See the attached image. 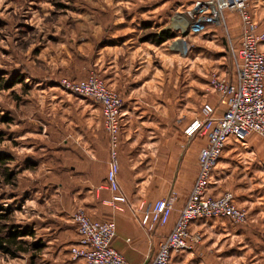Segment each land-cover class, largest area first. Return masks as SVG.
I'll list each match as a JSON object with an SVG mask.
<instances>
[{
    "label": "rangeland",
    "instance_id": "obj_1",
    "mask_svg": "<svg viewBox=\"0 0 264 264\" xmlns=\"http://www.w3.org/2000/svg\"><path fill=\"white\" fill-rule=\"evenodd\" d=\"M195 1L0 0V153L10 157L3 172L13 174L10 182L0 176V212L7 215L0 237L32 231L18 238L22 248H0V264H81L71 250L75 216L87 210L78 202L82 193L72 199V137L91 135L103 123L109 157L110 138L103 103L71 92L64 81L96 75L118 94L129 118L123 135L136 140L128 146L129 166L138 158L150 171L151 160L164 158L168 138L192 145L196 157L193 149L206 139L184 131L205 101L222 110L212 80L235 75L243 24L228 8L222 25L191 33L183 25ZM250 12L264 31V0H254ZM165 29L174 37L160 45L144 40ZM219 160L218 195L233 192L248 220H199L198 243L171 264H264V138L231 139ZM196 176L181 182L193 187ZM172 192L177 200L183 195Z\"/></svg>",
    "mask_w": 264,
    "mask_h": 264
},
{
    "label": "built area",
    "instance_id": "obj_2",
    "mask_svg": "<svg viewBox=\"0 0 264 264\" xmlns=\"http://www.w3.org/2000/svg\"><path fill=\"white\" fill-rule=\"evenodd\" d=\"M254 0H197L191 9V19L183 28L189 32H206L210 26H220L226 9L236 10L242 20L241 44L234 49L236 73L233 78L217 74L212 87L219 93L216 104L205 101L200 114L186 127L189 138L204 137L205 143L198 154V173L189 198L180 210L172 230L161 240L153 257L139 264H171L180 253L192 249L200 239L194 232L199 220L228 216L236 223H246L248 211L236 204L235 195L224 191L211 193L216 178V167L226 145L231 139L245 141L257 133L264 138V31L260 30L250 12ZM64 85L80 96L92 97L105 107L106 125L110 138V160L106 176V188L111 197L104 201L116 211H124L129 203L120 184V128L122 100L96 75L82 81H64ZM177 195L168 196L143 206L141 223L148 229L165 226L175 210ZM78 239L71 253L81 264H130L114 247L117 225L113 218L98 220L84 209L78 210Z\"/></svg>",
    "mask_w": 264,
    "mask_h": 264
},
{
    "label": "crops",
    "instance_id": "obj_3",
    "mask_svg": "<svg viewBox=\"0 0 264 264\" xmlns=\"http://www.w3.org/2000/svg\"><path fill=\"white\" fill-rule=\"evenodd\" d=\"M263 46L264 43L261 44L262 49ZM124 114L121 123L124 133L122 131L119 160L120 184L129 200V203L125 205V210L116 211L102 201V199L110 198L112 195L106 188L110 157L108 137L103 123L102 127H98V129H102L97 131L93 129L91 135L72 137L74 150L70 156L71 165H74V169L72 167L71 175L75 187V195L72 199H77V195L82 193L83 195L79 197L78 202L84 206L92 218L98 220L115 219L117 236L113 242L114 247L124 255L128 263L139 264L147 262L153 257L159 243L172 230L178 219L180 210L185 205L192 189L190 181H188V185H185L181 182V177L192 175L194 180L198 172V154L201 146L196 145L197 147L193 149L196 150V157H193L192 160V145L187 148L182 146L180 142H175L173 138H168L166 140L168 147L165 152H162L164 155L162 161L159 162L158 158L156 162L151 160L150 171L147 170V173H144L143 168H140L138 164V158H136L134 165L129 166L128 164V146L133 145L136 140L133 138V142H128L130 139L123 135L130 133L127 128L129 118L126 117V113ZM180 145L181 149L178 148ZM175 153H177V159H175ZM100 162L104 163L102 167L99 165ZM215 173L213 188L216 193L215 196H217L218 182L220 181L218 180V164ZM172 191H179L183 195L180 199L178 197L169 223L165 226H157L154 230H148L141 223L143 206L168 196Z\"/></svg>",
    "mask_w": 264,
    "mask_h": 264
},
{
    "label": "trees",
    "instance_id": "obj_4",
    "mask_svg": "<svg viewBox=\"0 0 264 264\" xmlns=\"http://www.w3.org/2000/svg\"><path fill=\"white\" fill-rule=\"evenodd\" d=\"M173 32L165 29V30H161L158 33H151L148 36L145 37V41L149 40L152 41L158 45L164 43L165 41H167L170 38H173ZM10 159L9 155L7 154H2L0 153V176H3L6 180V182H10L13 179V174L10 172V170H8L7 168H5V171L3 172L2 169V164H5L7 162V160ZM2 182V179L0 177V184ZM3 209L1 208L0 205V210ZM5 218H7V215L5 213H1L0 212V221L4 220ZM2 230V228H0V231ZM32 233V231L27 230V231H21V230H12L10 231V237L9 238H5V237H0V248H2L3 250H5L6 252H10V248L11 245H14L16 248H22V245H20L22 242L19 241L20 239H18L20 236H23L25 234H30Z\"/></svg>",
    "mask_w": 264,
    "mask_h": 264
}]
</instances>
